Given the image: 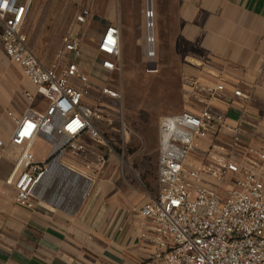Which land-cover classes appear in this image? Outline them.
<instances>
[{
  "label": "built area",
  "instance_id": "2783aa9c",
  "mask_svg": "<svg viewBox=\"0 0 264 264\" xmlns=\"http://www.w3.org/2000/svg\"><path fill=\"white\" fill-rule=\"evenodd\" d=\"M31 4L0 0V49L48 103L43 112L28 109L14 119L11 144L21 153L7 183L16 189L15 203L29 210L57 194L59 186L47 187L45 182L61 183L66 176L62 169L77 172L66 159L98 172L128 134L123 92L110 84V75L121 67L119 28L107 26L98 41L96 66L107 82L94 79L96 83L82 70L84 52L76 32L62 39L51 66L36 56L24 31ZM146 16L144 54L153 74L159 69L152 7ZM90 17V11L82 9L76 26L86 25ZM225 90L223 85L216 88L219 93ZM24 96L34 101L30 92ZM233 96L244 104L251 101L240 88ZM225 120L210 108L161 120L159 195L140 209L153 225L156 264H264V149L244 146L241 125L229 127ZM40 139L51 147L44 163L34 155Z\"/></svg>",
  "mask_w": 264,
  "mask_h": 264
},
{
  "label": "crops",
  "instance_id": "0c3cea01",
  "mask_svg": "<svg viewBox=\"0 0 264 264\" xmlns=\"http://www.w3.org/2000/svg\"><path fill=\"white\" fill-rule=\"evenodd\" d=\"M134 3L143 0L120 1L113 25L121 34V60L130 58L131 46L142 55L146 44L147 16ZM153 9L156 65L177 72L186 101L183 111L210 108L221 113L229 127L241 125L244 146L263 150L264 0H154ZM107 26L104 23L100 37ZM82 27L75 25L70 32L79 36ZM83 52L82 60H95L93 69L86 71L94 79L100 74L97 54L93 58L84 48ZM142 56L146 58L144 52ZM9 65L30 82L0 49V72H7ZM10 72L9 78H0V109H8L6 115L0 112V264H156L153 225L140 209L159 195L158 173L149 185L129 181L119 170L118 158L110 155L107 165L98 172L89 170L90 175L62 169L65 187L60 184L57 194L39 201L35 209L15 203L16 189L7 183L21 153L11 144L14 119L28 109L43 112L48 103L35 89L30 92L33 102L23 93L29 107L17 110L18 83ZM219 85L224 93L216 91ZM237 88L251 95L248 104L233 96ZM40 101L42 110L34 107ZM47 158L36 160L44 163Z\"/></svg>",
  "mask_w": 264,
  "mask_h": 264
},
{
  "label": "rangeland",
  "instance_id": "374dc122",
  "mask_svg": "<svg viewBox=\"0 0 264 264\" xmlns=\"http://www.w3.org/2000/svg\"><path fill=\"white\" fill-rule=\"evenodd\" d=\"M120 1L33 0L26 23V33L32 49L44 63L52 65L61 49L62 39L74 29L77 15L86 8L90 11L91 17L87 25L80 28L79 38L82 47L89 52L88 54H93L94 58L98 52V39L104 29V23L109 25L116 23L121 10ZM134 4L135 7L142 8L147 15L150 7L154 6V0H143V4ZM144 49L145 44L142 45V55ZM136 50L131 46L130 58L128 60L123 58L120 70L110 75V84L123 92L124 119L128 131L124 141L114 146L116 153L112 155L118 158L119 170L129 181L149 185L150 180L153 181L157 174L161 120L165 116L181 113L185 109L186 101L182 98V85L175 69L164 70L160 67L157 74H150L147 59L136 53ZM94 65V59L91 61L84 59L81 62L84 72L87 69L92 70ZM9 70L0 72V78H9V72L14 76L18 83V95L14 106L17 110L20 108L25 111L29 107V102L24 100L23 93L25 91L34 93L35 88L23 78L16 66L9 65ZM94 79H99L100 84L107 82L100 75H96ZM94 79L92 81L98 83ZM43 106V101L34 105L40 110ZM7 111L6 108L0 109L4 115ZM50 150V145L39 142L34 148V155L38 159H44L49 156ZM68 163L79 173L91 174L84 165L73 159H69ZM48 181L52 183L51 180ZM62 181L61 183L53 181V186L58 187L61 184L65 187Z\"/></svg>",
  "mask_w": 264,
  "mask_h": 264
},
{
  "label": "water",
  "instance_id": "95a60500",
  "mask_svg": "<svg viewBox=\"0 0 264 264\" xmlns=\"http://www.w3.org/2000/svg\"><path fill=\"white\" fill-rule=\"evenodd\" d=\"M150 6V5H149ZM151 8V7H150Z\"/></svg>",
  "mask_w": 264,
  "mask_h": 264
},
{
  "label": "bare ground",
  "instance_id": "6f19581e",
  "mask_svg": "<svg viewBox=\"0 0 264 264\" xmlns=\"http://www.w3.org/2000/svg\"><path fill=\"white\" fill-rule=\"evenodd\" d=\"M152 7V6H151Z\"/></svg>",
  "mask_w": 264,
  "mask_h": 264
}]
</instances>
